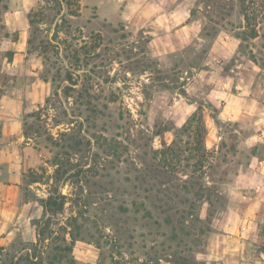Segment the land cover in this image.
I'll return each instance as SVG.
<instances>
[{"label":"rangeland","instance_id":"obj_1","mask_svg":"<svg viewBox=\"0 0 264 264\" xmlns=\"http://www.w3.org/2000/svg\"><path fill=\"white\" fill-rule=\"evenodd\" d=\"M0 264H264V0H0Z\"/></svg>","mask_w":264,"mask_h":264},{"label":"trees","instance_id":"obj_2","mask_svg":"<svg viewBox=\"0 0 264 264\" xmlns=\"http://www.w3.org/2000/svg\"><path fill=\"white\" fill-rule=\"evenodd\" d=\"M13 54L11 53V56ZM194 118V116H193ZM195 118H196V138H197V150L201 151L202 147L204 148V131H205V125H203L202 123V117L199 116L198 113L195 114ZM205 150H202L203 153H205ZM55 165H58L59 163L57 161H55L54 163ZM59 169H57L58 171ZM29 178V182L30 183H35V182H40L41 179H39L38 177V173L36 172H30L28 175ZM57 178L58 175H57ZM56 178V180H58ZM50 194L48 195L47 198H44L42 201V205L44 208V215L42 218H40L37 223V237H38V241L41 243H46V245L50 244L51 242H53L54 239H58L60 238L59 236L55 235L56 230H54L52 224L53 222V216L57 215L59 213L62 212V210L65 207V195L59 190V186H55L51 189V191L49 192ZM50 242V243H49ZM60 242L61 244L56 245V247H54L53 249L56 250L57 252L61 253V250L63 251H72L73 250V246L75 243V240L73 237H71L70 239L65 235L62 238H60ZM56 257V255H55ZM54 257V258H55Z\"/></svg>","mask_w":264,"mask_h":264}]
</instances>
